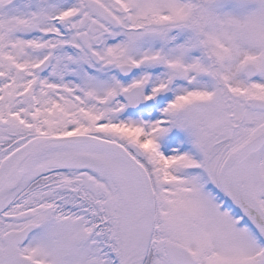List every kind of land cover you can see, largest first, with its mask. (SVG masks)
Wrapping results in <instances>:
<instances>
[{"label":"snow or ice","instance_id":"snow-or-ice-1","mask_svg":"<svg viewBox=\"0 0 264 264\" xmlns=\"http://www.w3.org/2000/svg\"><path fill=\"white\" fill-rule=\"evenodd\" d=\"M0 264H264V0H0Z\"/></svg>","mask_w":264,"mask_h":264}]
</instances>
